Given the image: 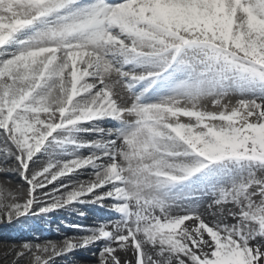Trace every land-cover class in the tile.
I'll list each match as a JSON object with an SVG mask.
<instances>
[{"label":"snow or ice","instance_id":"6c2138e0","mask_svg":"<svg viewBox=\"0 0 264 264\" xmlns=\"http://www.w3.org/2000/svg\"><path fill=\"white\" fill-rule=\"evenodd\" d=\"M0 137V219L114 217L17 259L264 264V0H0Z\"/></svg>","mask_w":264,"mask_h":264},{"label":"bare ground","instance_id":"6f19581e","mask_svg":"<svg viewBox=\"0 0 264 264\" xmlns=\"http://www.w3.org/2000/svg\"><path fill=\"white\" fill-rule=\"evenodd\" d=\"M0 146H3V138L0 137ZM86 154V153H85ZM3 155L0 153V161L3 160ZM42 161H37L32 167L37 168ZM0 191L11 192L12 195L16 196L18 200H22L25 196L27 185L20 178L19 173L15 170V164L13 161H9L7 164H0ZM4 176V177H2ZM90 178V170L86 171L84 175L78 177L81 180H87ZM66 182V181H65ZM55 184V182H53ZM53 185H49L44 191L50 190ZM78 204H74L76 207ZM80 207L86 205H78ZM65 210H56L48 214L42 215H29L21 217L20 219H14L11 223L8 221L0 222V256L8 255L4 258L5 261L14 262L16 264H30V258L26 255L25 257L17 259L15 252L21 249L23 242L30 243H45L48 241L62 242L65 237H72L75 235L82 234L79 229L71 227V222H75L76 225H83L88 222V217L77 216L75 219H66L63 215ZM94 218L99 222L101 220L114 218L111 217L105 211L94 212ZM64 219L67 223L62 226V234H53L52 220L58 222ZM4 223V224H3ZM102 247V244H97L88 249L76 250L73 254L67 257L57 258V262L61 264H89L82 259L94 258L96 264H98V251ZM123 258V254L121 253ZM75 259L74 261V258ZM82 260V261H81Z\"/></svg>","mask_w":264,"mask_h":264},{"label":"rangeland","instance_id":"374dc122","mask_svg":"<svg viewBox=\"0 0 264 264\" xmlns=\"http://www.w3.org/2000/svg\"><path fill=\"white\" fill-rule=\"evenodd\" d=\"M118 91H119V86H118V89H117ZM209 108H211V104L210 103H208V101H205L204 102ZM4 147V144H3V146H0V149H2ZM2 154V153H1ZM2 177H4V176H2ZM207 203V202H206ZM79 211H84V210H79ZM76 212H78V211H76ZM67 213H68V211H67ZM69 214V213H68ZM32 216V215H31ZM5 221H7L6 219H0V222H5ZM4 224V223H3ZM56 230H59V227L57 226V225H54L53 226ZM8 255H2V256H0V264H16V263H14V262H8V261H5L4 260V258H6ZM74 258V261H75V259H77V258H75V257H73ZM83 261H86V262H88L89 264H96V261H95V259L94 258H88V259H82ZM81 260V261H82ZM62 262H57L56 264H61Z\"/></svg>","mask_w":264,"mask_h":264}]
</instances>
